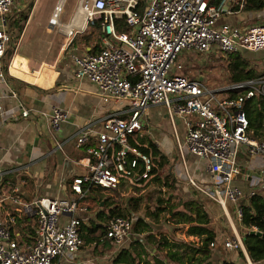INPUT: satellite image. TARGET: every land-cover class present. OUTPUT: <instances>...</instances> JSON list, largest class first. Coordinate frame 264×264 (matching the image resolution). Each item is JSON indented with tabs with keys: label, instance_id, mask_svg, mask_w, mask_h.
Returning a JSON list of instances; mask_svg holds the SVG:
<instances>
[{
	"label": "built area",
	"instance_id": "built-area-1",
	"mask_svg": "<svg viewBox=\"0 0 264 264\" xmlns=\"http://www.w3.org/2000/svg\"><path fill=\"white\" fill-rule=\"evenodd\" d=\"M65 0L55 8L53 25L63 29L67 49L79 34L95 28L99 22L100 42L96 52L82 55L71 53L77 79L94 83L105 101L124 104L125 108L110 113L97 128L94 123L78 129L75 144L84 149L75 161L83 170L70 179L67 197L41 196L31 203L21 201L19 185L0 198V264H64L67 253L75 255L84 245L80 227L87 211L85 198L94 189L117 192L145 188L157 175V164L149 148L141 141L143 116L150 105L166 106L171 120L185 121L184 137L190 154L205 161L210 180L198 182L187 172V182L197 192L221 207L235 204L241 219L240 202L264 189V164L254 174L244 175L250 190L236 185L238 157L242 148L250 156L264 157V140L251 137L245 104L264 95V61L260 75L224 88L208 87L200 79L181 73L180 58L185 53L234 54L245 51L264 53V23L240 27L217 23L223 13L242 11L245 0H78L69 22L60 24L58 14ZM15 0H0V60L5 56L11 34L7 15ZM122 20L127 31L118 30ZM1 69V67H0ZM0 79L5 73L0 70ZM241 93L232 95L230 91ZM11 95L17 98L16 92ZM2 96L0 95V108ZM22 115L29 110L23 107ZM49 132L56 134L68 113L53 108L43 114ZM183 155V144L176 138ZM61 147L60 145H58ZM2 181L0 179V197ZM4 200L20 204L15 211L34 213L35 236L31 242L21 240L15 230L16 217L2 207ZM136 217L116 216L108 221L106 236L122 244L133 234ZM262 233L255 226L248 228ZM212 247L215 243L211 244ZM229 251L246 254L240 236L223 242Z\"/></svg>",
	"mask_w": 264,
	"mask_h": 264
},
{
	"label": "crops",
	"instance_id": "crops-1",
	"mask_svg": "<svg viewBox=\"0 0 264 264\" xmlns=\"http://www.w3.org/2000/svg\"><path fill=\"white\" fill-rule=\"evenodd\" d=\"M59 2L60 0H15L7 15L9 20L18 18L19 13L24 12L31 4L28 19L23 25V30L17 40L13 54L10 58L4 56L0 60V67L5 73V79H0V95L2 96L0 108V179L2 181V195L0 198L11 194L15 185L20 187V199L23 203H31L32 200L41 196H71L70 179L72 176L80 174L81 171L75 161L84 153V149L75 144L74 136L78 129L92 123L100 128L104 124L103 120L107 115L117 113L125 108L124 104H116L112 100L105 101L97 86L91 81L77 79L74 76V65L69 55L71 53L82 55L96 52L99 49L100 26L99 28L98 26L90 28L84 34H79L71 45L65 49L63 29L51 23ZM77 2L67 8L62 5V10L58 14L60 24L69 22ZM242 12L244 11L230 14L223 13L219 16L217 23H229L240 27L251 26L241 14ZM8 29L11 36H14V30L10 26ZM11 90L16 92L17 98L11 95ZM22 104L23 107L29 110V115L26 117L22 115ZM53 108L64 110L68 113V117L67 121L62 123L59 131L52 135L48 129L47 118L43 114L50 113ZM147 113L148 117L149 109ZM163 113L165 114L164 111L159 114L163 116ZM170 122L173 128V146L176 148L178 155L182 157L181 162L186 174L188 172L198 182L207 184L210 175L205 168V161L197 158L192 165L193 171L191 172L188 169L187 159L190 156L193 157V155L188 153L186 156L183 153L181 156L178 151L176 138H179L181 142L184 140L187 132L185 121L182 118L174 117L173 120L170 119ZM164 130L165 126L161 122H157L156 125H148L144 120L141 141L147 144L146 141H152L168 163L171 157L166 151L163 152L161 148ZM242 155H248L245 148H242L240 152V160L238 157L242 170H239L240 172L236 174L235 183L243 191L248 192L250 188L248 180L244 178V175H246L244 172L254 175L264 164V157L256 155L259 158L252 160L250 155ZM158 172L157 170L156 176H158ZM169 179L180 180L175 175L172 178L169 177ZM159 181L162 186L168 187L162 183L163 180L160 179ZM181 183H186L183 184L182 189L188 192L190 187L187 180ZM142 190L140 188L134 191L128 189L127 191H130L133 193L131 195L136 197ZM91 192L88 194H91ZM127 199L129 198L127 197ZM200 199L190 198L189 200H198L203 203L209 214L211 226L216 232L215 245L212 247L213 253L220 256L222 251L226 250L223 247V242L234 239L236 236H240L242 239L244 228L236 215L235 204L228 203L225 207H221L204 195ZM2 207L4 210L10 209L15 214V230L21 234V240L31 242L35 233L31 237L27 218L35 219L34 213L15 211L14 208L21 209V205L12 203L10 200H4ZM221 217L224 220H221ZM187 223L189 225V222ZM188 225L183 224L185 231L179 239L199 241V238L186 234ZM33 229L35 231V226H33ZM128 240L130 239L128 238L125 241ZM139 241L142 240L139 239ZM243 255L246 264H251L247 252ZM230 258L220 256L221 260L226 259L232 260L236 264H245L242 259L235 255ZM68 259V264L74 260Z\"/></svg>",
	"mask_w": 264,
	"mask_h": 264
},
{
	"label": "trees",
	"instance_id": "trees-1",
	"mask_svg": "<svg viewBox=\"0 0 264 264\" xmlns=\"http://www.w3.org/2000/svg\"><path fill=\"white\" fill-rule=\"evenodd\" d=\"M220 0H211L210 3L217 5ZM31 4L24 12L19 13L18 18L8 19L7 26L14 30L11 44L7 48L5 56L10 58L16 47L17 40L23 30V25L28 19ZM264 9V0H245L242 11H260ZM99 28V22L97 24ZM118 30L127 31L128 28L122 20L116 22ZM226 55V71L230 83L243 82L248 79H253L260 75L250 60L243 53L225 54ZM232 95L241 93L239 90L230 91ZM245 110L249 121V129L251 137L264 140V95L255 96L249 99L245 104ZM149 148H142L145 152H151L154 161L159 168H162L166 163V158L161 154L159 148L152 142L148 141ZM153 171H157L154 169ZM159 181V176H155L153 182ZM168 187L175 185V180H169L166 177L163 182ZM103 191V190H102ZM117 193V192H114ZM94 198V196H92ZM172 197V196H171ZM111 198L100 200V210L94 216L88 217L83 221L79 229L80 235L86 245L104 246L111 248L113 241L107 238L106 231L108 221L116 216H130L131 212L139 211L141 208L142 197L124 198L123 206L116 203ZM172 198H168L169 201ZM103 203V204H102ZM158 203L162 204L161 199ZM183 209H179L178 205H170V213L172 218L183 219L188 215L189 225L186 229V234L192 237L199 238L196 240L172 239L170 236L163 233L155 234L152 232L150 224L143 218L148 216L146 212L144 216L137 217L134 222L133 231L143 235L142 240L130 242L127 247H123L116 251L115 256L110 259L107 264H213L212 243L216 241V232L211 226L209 214L205 210L202 202L198 200H186L182 204ZM242 216L240 224L244 228L242 231V239L245 250L252 264H264V189L257 194L245 199L240 203ZM168 207H158L156 212H152V216H158L160 212L167 211ZM28 228L31 237L34 236L35 219L27 218ZM255 226L262 230V233H251L248 228ZM141 237V236H140ZM149 246V248H148ZM239 257L243 262V252L237 250ZM70 264H87V263H70ZM219 264H236L232 260L223 259Z\"/></svg>",
	"mask_w": 264,
	"mask_h": 264
},
{
	"label": "rangeland",
	"instance_id": "rangeland-1",
	"mask_svg": "<svg viewBox=\"0 0 264 264\" xmlns=\"http://www.w3.org/2000/svg\"><path fill=\"white\" fill-rule=\"evenodd\" d=\"M77 1L78 0L64 1L63 4L64 8H67L68 6H70L74 2L76 3ZM241 14H243V17L245 18V20H247L250 23V25L264 23V9L260 11H249V12L245 11L242 12ZM10 44L11 42L9 43L8 47L10 46ZM243 55L250 60L251 64H253V66H255L258 71L260 72L262 71L261 65L264 61L263 52L245 51L243 52ZM180 62L182 64V70H181L182 74L192 79H200L208 87L224 88L230 84V81L228 79V74L225 68L226 65L225 54L222 53L204 54L197 52H189L183 54V56L180 58ZM165 108L166 107L163 105L149 106L148 108L149 115L147 117L148 114L147 113L143 116V118L145 120V123L146 124L148 123V125L150 124L156 125L157 122H161L165 126V130L163 132L164 139L161 148L163 152L166 151L169 157H171V160L170 162L165 164L163 168L158 167L157 170L159 171L158 172L159 178L162 181L166 177L172 178L173 175H175L178 176L180 180L176 179L175 185L173 187L162 186L160 184V181L157 180L156 183L152 182L151 184H149V186L145 188H141L143 190L137 194V197L139 196L142 197L141 208L139 211L136 212L130 211V212H132L131 215L133 216V218L142 217L147 212L148 216H144L143 218L150 224L153 233L155 234L165 233L166 235L170 236L172 239H179L182 237L185 231L183 224L188 225L187 223L188 215H185L183 219L172 218L169 210L170 205L175 204L179 206V209H183L181 204L184 201L189 200L190 198L201 200L200 197H202V195L200 196V193L197 192L195 189H193V187L190 186L189 184L188 185L190 189L188 192L183 191L182 189V186H184L186 183H181V182H185L187 180V174L181 162L182 157L178 155L176 148L173 146V128L169 119L170 117L168 115V111L165 110ZM163 111L165 112V114L163 113L162 116L159 113ZM182 144L184 147L183 153L187 156L189 151L186 145L184 144V141H182ZM242 156H248V155H242ZM197 158H198L197 156L193 155V157L190 156L187 159L189 165L188 169H190L191 172L193 171L192 165L195 163ZM257 158L259 157L254 155L251 156L250 159L255 160ZM238 169L240 171L242 170L239 162H238ZM82 172L83 170L81 169L80 174ZM127 190L128 188H122L119 191H117L118 193H114L113 191L111 192L105 190L102 191L101 189H94L91 192V194H88V196L84 200L85 203L87 204L86 205L87 211L84 217L88 218L90 216H94V214L100 210L101 199L111 198L110 200H113L116 203L123 206L124 198L126 197L130 198L131 196L135 197V195H131L133 193ZM92 196H94V198ZM169 197L172 199L167 201ZM158 199H161L162 204L158 203ZM162 206L168 207L167 211L160 212L158 216L151 215L152 212L157 211L158 207H162ZM221 220H224V218L221 217ZM136 234L138 233H135L133 231V234L129 236L130 240L124 241L122 244H116L113 242L111 248H107L101 245L95 248L94 247L95 245L93 244L91 245L84 244L76 253V255L73 256V254L67 253L66 258H70V260H72L76 256V258L74 259L75 261L73 260V262H77V263L83 262L87 264H106L107 262H109L110 259H112L113 256H115L116 251H118L123 247H127L129 245V241H134L135 238H137V240L139 239L142 240L141 238H143V235L140 234L141 237L139 238V235ZM213 254H214L212 255L213 264L220 263L221 260L220 256L227 257V259H231L230 257L232 255H235L236 257L241 259V257H239L237 253V250L234 252L233 251L231 252L229 250H223L220 256L216 253ZM64 264H68V262L65 261Z\"/></svg>",
	"mask_w": 264,
	"mask_h": 264
},
{
	"label": "water",
	"instance_id": "water-1",
	"mask_svg": "<svg viewBox=\"0 0 264 264\" xmlns=\"http://www.w3.org/2000/svg\"><path fill=\"white\" fill-rule=\"evenodd\" d=\"M251 233H253V232H251Z\"/></svg>",
	"mask_w": 264,
	"mask_h": 264
}]
</instances>
